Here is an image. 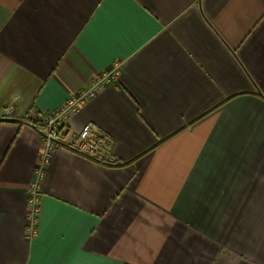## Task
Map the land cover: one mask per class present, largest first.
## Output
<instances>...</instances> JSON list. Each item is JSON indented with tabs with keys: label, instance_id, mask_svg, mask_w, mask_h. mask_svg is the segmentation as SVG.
<instances>
[{
	"label": "crops",
	"instance_id": "obj_1",
	"mask_svg": "<svg viewBox=\"0 0 264 264\" xmlns=\"http://www.w3.org/2000/svg\"><path fill=\"white\" fill-rule=\"evenodd\" d=\"M118 71L67 123L116 164L44 151L25 122ZM0 264H264V0H0Z\"/></svg>",
	"mask_w": 264,
	"mask_h": 264
},
{
	"label": "built area",
	"instance_id": "obj_2",
	"mask_svg": "<svg viewBox=\"0 0 264 264\" xmlns=\"http://www.w3.org/2000/svg\"><path fill=\"white\" fill-rule=\"evenodd\" d=\"M118 71L104 72L93 78L89 86L81 90L75 97L68 100L58 111L41 113L35 110L27 120L39 122V125L44 128L42 140L44 151L40 159L43 162L48 161L52 151L59 145H65L72 151L81 156L87 157L94 161L103 164H115L117 157L114 154L113 139L104 130L94 123L86 124L77 134H74L70 139L65 136L66 128H63L65 120L70 118L81 105L93 99L108 82L118 81ZM15 109L8 106L5 109L4 117H15ZM105 159V160H102ZM44 167L39 165L36 171V177L31 183L29 192L33 206L30 211L28 221V233L33 236L38 215L36 202L42 190V179L44 177Z\"/></svg>",
	"mask_w": 264,
	"mask_h": 264
},
{
	"label": "rangeland",
	"instance_id": "obj_3",
	"mask_svg": "<svg viewBox=\"0 0 264 264\" xmlns=\"http://www.w3.org/2000/svg\"><path fill=\"white\" fill-rule=\"evenodd\" d=\"M118 79H119V77H118ZM57 111H58V110H57ZM38 112H41V111H38ZM51 112H53V111H51ZM41 113H45V112H41ZM28 117H29V116H28ZM0 118H16V117H0ZM69 119H70V118H68V119L65 120L64 124L62 125L63 128H67V123H68ZM29 120H31V119H29ZM31 121H32V120H31ZM36 123L39 125V122H36ZM38 128H39L38 131H39V133H40L41 140H42V134H43V130H44V128H42L40 125H39ZM106 133H107V132H106ZM107 134H108L109 136H111L109 133H107ZM62 137H66V138H69V139L71 138V137H67V135H66V136H63V135H62ZM111 137H112V136H111ZM112 139H113V137H112ZM42 143H43V140H42ZM113 144H114V139H113ZM43 148H44V144H43ZM51 158H52V156L50 155L48 161H45V162H43L42 159H40V160H39V163H38V165H37V167H36V169H35V171H34V178H35V177H36V171H37L39 165H41V164L43 165V167H44V173H43L44 177H43L42 182H41L42 185H43V183H44V181H45V178H46V168L48 167ZM91 160H92V159H91ZM102 160H105V159L102 158ZM117 160H118V159H117ZM118 162H119V160L116 161V163H118ZM116 163H115V164H116ZM41 194H42V192H41L40 195L38 196V201L36 202V204H37V208H38V215H37V218H36V222L38 221V217H39V214H40L39 200H40V196H41ZM28 200H29V212H28L27 220L29 219L30 211H31V208H32V206H33V203L31 202L30 192L28 193ZM28 221H29V220H28ZM27 223H28V222H27ZM27 231H28V225H27ZM33 234H34L33 236H35V235L37 234V231H35Z\"/></svg>",
	"mask_w": 264,
	"mask_h": 264
},
{
	"label": "water",
	"instance_id": "obj_4",
	"mask_svg": "<svg viewBox=\"0 0 264 264\" xmlns=\"http://www.w3.org/2000/svg\"><path fill=\"white\" fill-rule=\"evenodd\" d=\"M20 123L21 120L17 118H0V123Z\"/></svg>",
	"mask_w": 264,
	"mask_h": 264
},
{
	"label": "trees",
	"instance_id": "obj_5",
	"mask_svg": "<svg viewBox=\"0 0 264 264\" xmlns=\"http://www.w3.org/2000/svg\"><path fill=\"white\" fill-rule=\"evenodd\" d=\"M26 123L30 124V125H33L36 129L39 130V125L31 120H25Z\"/></svg>",
	"mask_w": 264,
	"mask_h": 264
}]
</instances>
